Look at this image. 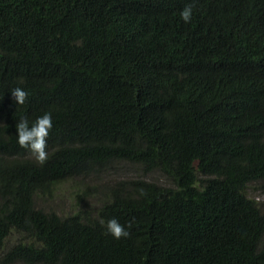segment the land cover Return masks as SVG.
I'll return each mask as SVG.
<instances>
[{
    "label": "trees",
    "instance_id": "16d2710c",
    "mask_svg": "<svg viewBox=\"0 0 264 264\" xmlns=\"http://www.w3.org/2000/svg\"><path fill=\"white\" fill-rule=\"evenodd\" d=\"M48 111L40 164L15 126ZM121 161L172 184L121 180L95 215L37 207ZM259 182L264 0H0V264H264Z\"/></svg>",
    "mask_w": 264,
    "mask_h": 264
},
{
    "label": "rangeland",
    "instance_id": "374dc122",
    "mask_svg": "<svg viewBox=\"0 0 264 264\" xmlns=\"http://www.w3.org/2000/svg\"><path fill=\"white\" fill-rule=\"evenodd\" d=\"M143 178L163 185L172 184L162 173H146L143 168L130 162H117L103 172L78 177L58 186L50 196L37 197V207L61 216L74 215L82 210L95 215L105 200V195L115 183L125 179ZM250 197L264 203V182L254 183L250 187ZM20 240L26 241L17 233L8 240V248Z\"/></svg>",
    "mask_w": 264,
    "mask_h": 264
},
{
    "label": "clouds",
    "instance_id": "9594fccd",
    "mask_svg": "<svg viewBox=\"0 0 264 264\" xmlns=\"http://www.w3.org/2000/svg\"><path fill=\"white\" fill-rule=\"evenodd\" d=\"M193 15V6L188 4L181 11V18L185 23L191 21ZM14 101L18 105H24L30 95L29 91L23 87L17 86L10 91ZM17 143L25 149H28L35 160L44 164L49 158L48 137L53 129V117L51 111L44 112L42 115L30 120L27 116H23L16 123ZM105 225L107 234L115 239L128 238L130 236L129 228L131 225L125 226L116 218L108 219L106 222L101 221Z\"/></svg>",
    "mask_w": 264,
    "mask_h": 264
}]
</instances>
